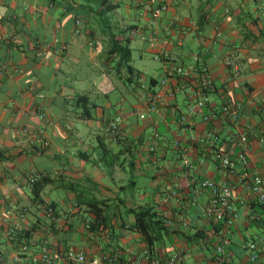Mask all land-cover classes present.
<instances>
[{"label": "crops", "instance_id": "obj_1", "mask_svg": "<svg viewBox=\"0 0 264 264\" xmlns=\"http://www.w3.org/2000/svg\"><path fill=\"white\" fill-rule=\"evenodd\" d=\"M112 39L130 41L142 87L116 74ZM231 54L236 78L226 66ZM152 78L159 98L147 113ZM204 98L205 107L189 115ZM225 104L238 109L237 119L223 113ZM115 116L118 143L106 134ZM107 144L123 156H105ZM151 144L156 158L147 156ZM215 150L226 152L230 169L214 160ZM0 154V264H41L42 246L61 256L82 252L84 264H149L176 253L178 264H214L224 241L230 264H262L264 208L247 186L255 176L264 182V0H0ZM34 174L51 180L41 198L54 205L53 225L33 201ZM204 179L231 188L235 219L218 229L206 216ZM151 204L168 234L150 258L129 210ZM91 219L97 230L89 233ZM26 230L28 242L17 240ZM184 231L202 237L188 247ZM248 243L257 246L256 263ZM56 264L75 263L62 256Z\"/></svg>", "mask_w": 264, "mask_h": 264}, {"label": "built area", "instance_id": "obj_2", "mask_svg": "<svg viewBox=\"0 0 264 264\" xmlns=\"http://www.w3.org/2000/svg\"><path fill=\"white\" fill-rule=\"evenodd\" d=\"M163 10H164L163 6L155 9L151 14L152 18L156 19L159 16L160 12ZM226 66L231 74V77L236 78L238 76L239 69L236 63L234 62V54H231L227 58ZM172 72L176 73L177 76H180L182 73V71L179 69L177 70L172 69ZM166 82L167 80L164 79L160 82V84L165 85ZM207 84L208 83H206L205 86H207ZM158 98H159V95L152 96V99L149 101V103L146 106L147 113L156 112V108H157L156 99ZM205 105H206V98L197 100L193 105L189 107L188 114L194 115L196 109L204 108ZM222 111L224 114L229 113L232 119L238 118V109L235 106H232L231 104H225ZM139 118L143 120L145 118V115L141 114ZM119 123H120V118L118 116H115L111 120L108 126V132L110 133L111 137L114 139L122 135ZM240 141L242 143L246 142V137L241 136ZM154 149H155V144L149 150L154 151ZM179 157L182 163V167L188 170L190 168L189 160L186 158V156L183 153H181ZM213 157L215 161L219 162L222 168L230 169L231 160L225 151L215 150L213 153ZM238 160H240L242 164L246 162V156L243 152H241L238 155ZM246 176L247 174L244 173L243 177L246 178ZM40 178H41L40 174L31 175L28 178V185L31 186L33 183H35ZM199 190L209 192L210 194L209 206L206 209L207 217H214L217 221H221L225 218H227V221H233L235 219V212L230 204V200H231V188L230 187L216 184L214 181L209 180V179H204L199 182ZM247 192L253 198H255L256 201L264 208V182L261 177H258V176L253 177V179L247 186ZM44 210H45L46 218L49 220V222L50 220H53L54 219L53 209L45 208ZM225 243L226 241H224L223 243L217 246L214 264H230V259L223 252ZM243 248L247 250L248 252H250L249 261L252 263H256L257 262V255L255 254V250L257 248L256 244L255 243L244 244ZM27 250H28L27 246L23 245L22 251L26 252ZM62 256L67 261H73L75 264H84L86 261L85 256L82 252L66 251ZM62 256L59 253L52 254L49 252L46 246H42L40 248L38 257L35 261H38L41 264H56L62 258ZM180 260H181V254L176 253L170 256L167 260L155 259V260L149 261V264H178ZM93 264H103V261L94 260ZM262 264H264V261L262 262Z\"/></svg>", "mask_w": 264, "mask_h": 264}, {"label": "trees", "instance_id": "obj_3", "mask_svg": "<svg viewBox=\"0 0 264 264\" xmlns=\"http://www.w3.org/2000/svg\"><path fill=\"white\" fill-rule=\"evenodd\" d=\"M108 56L109 57L114 56L116 58V62L114 64V70L117 75L120 74V71L124 72L123 79L126 84H132V85L138 84L139 87H142V84L139 82L141 79L140 72L131 65V49H130V41L128 39H125L123 41H117V40L112 39L111 50L108 52ZM177 81H178V84L180 85H185V83H187L184 81V78L182 75L177 77ZM157 85H158V82L156 79H153V78L150 79L148 89L150 90V94L152 96H155L157 94L156 91L154 90L157 87ZM197 90L198 88L196 89V91ZM209 90H210L209 87L205 86V88L201 87L199 91L203 95H207L209 93ZM89 117L91 118V116ZM111 120L109 121V123L111 122ZM109 123H108V126H109ZM106 134L108 135L109 139L112 142L118 143L124 140L123 133L120 137L114 139L111 137L110 133L108 132V128H107ZM145 142H146V139H144L142 136H139L135 142V145L137 148H139V150H141L140 148L145 147ZM146 146H147L146 147L147 156L156 158L157 157L156 149H154V151L149 150L153 146V144L146 145ZM124 151L125 150H122L121 152L123 153ZM107 152L108 150H106V153ZM50 183H51V180L48 176H41V178L38 179L35 183H33L30 186V188H31L32 196H33V201L36 204L40 205L43 210L45 208L53 209V212H54L53 216L55 217L54 205L45 204L41 198V194L44 188ZM96 204H98V202H96ZM129 214H131L134 218V222L131 225V229L134 232H137L142 237V242L146 246V250L150 258L155 257L156 249L163 242V237L168 234V227L166 226V219L164 218L163 214L160 212L158 206L154 204L147 205V206H141L136 209H131L129 210ZM226 221H227V218L221 221H217L216 222L217 224L215 222L214 223L212 222L214 225V229H218L221 225H224ZM53 222H54V219L50 220L51 225H53ZM84 228L89 233L96 231L97 230V219H91L87 221ZM29 233H30L29 230L20 232L17 240L19 241L26 240V243H27L30 237ZM180 236L185 239L186 245L190 247L195 241H197L195 240L196 238L202 237V233L200 231H197V232H194L193 234H190V232L184 231L180 233ZM23 245H25V243L22 244V246ZM214 256L216 257V251H215ZM214 260L215 258L213 259V261Z\"/></svg>", "mask_w": 264, "mask_h": 264}, {"label": "rangeland", "instance_id": "obj_4", "mask_svg": "<svg viewBox=\"0 0 264 264\" xmlns=\"http://www.w3.org/2000/svg\"><path fill=\"white\" fill-rule=\"evenodd\" d=\"M133 61L135 62L136 66H140L139 62L136 60L135 54L133 55ZM123 96H125L126 98L131 99V97H129L128 95H123ZM111 97H114V95H112ZM133 102H134V100H133ZM107 145H108V152L105 154V156H107L108 158L109 157H121V156H123L122 154L119 153V149L120 148H118L116 145H109V144H107ZM101 152L102 151L100 150V153ZM138 182L140 183L141 182V179H139Z\"/></svg>", "mask_w": 264, "mask_h": 264}]
</instances>
